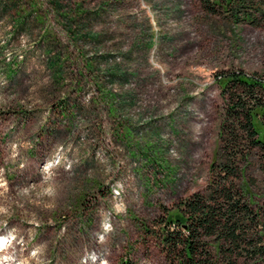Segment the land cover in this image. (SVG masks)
<instances>
[{"label":"rangeland","instance_id":"rangeland-1","mask_svg":"<svg viewBox=\"0 0 264 264\" xmlns=\"http://www.w3.org/2000/svg\"><path fill=\"white\" fill-rule=\"evenodd\" d=\"M249 1L0 0V264H171L158 235L212 181L221 77L264 81Z\"/></svg>","mask_w":264,"mask_h":264},{"label":"trees","instance_id":"trees-1","mask_svg":"<svg viewBox=\"0 0 264 264\" xmlns=\"http://www.w3.org/2000/svg\"><path fill=\"white\" fill-rule=\"evenodd\" d=\"M200 2L209 13L261 9L249 0ZM242 21L251 22L249 15ZM221 78L225 111L220 147L210 168L212 181L204 192L182 201L175 216L169 213L158 235L171 264H264V206L250 200L245 178L252 150L264 162L259 130L264 128V81L240 72ZM11 262L8 256L6 263Z\"/></svg>","mask_w":264,"mask_h":264},{"label":"bare ground","instance_id":"bare-ground-1","mask_svg":"<svg viewBox=\"0 0 264 264\" xmlns=\"http://www.w3.org/2000/svg\"><path fill=\"white\" fill-rule=\"evenodd\" d=\"M0 240H2V239H0Z\"/></svg>","mask_w":264,"mask_h":264},{"label":"clouds","instance_id":"clouds-1","mask_svg":"<svg viewBox=\"0 0 264 264\" xmlns=\"http://www.w3.org/2000/svg\"><path fill=\"white\" fill-rule=\"evenodd\" d=\"M107 227V226H106Z\"/></svg>","mask_w":264,"mask_h":264}]
</instances>
